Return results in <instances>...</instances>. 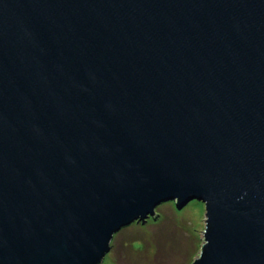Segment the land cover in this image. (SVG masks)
<instances>
[{
  "label": "water",
  "instance_id": "obj_1",
  "mask_svg": "<svg viewBox=\"0 0 264 264\" xmlns=\"http://www.w3.org/2000/svg\"><path fill=\"white\" fill-rule=\"evenodd\" d=\"M190 201L191 264H264V0H0V264Z\"/></svg>",
  "mask_w": 264,
  "mask_h": 264
},
{
  "label": "rangeland",
  "instance_id": "obj_2",
  "mask_svg": "<svg viewBox=\"0 0 264 264\" xmlns=\"http://www.w3.org/2000/svg\"><path fill=\"white\" fill-rule=\"evenodd\" d=\"M205 209L190 201L180 210L160 204L155 216L116 233L102 264H191L203 241Z\"/></svg>",
  "mask_w": 264,
  "mask_h": 264
}]
</instances>
